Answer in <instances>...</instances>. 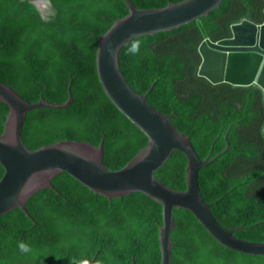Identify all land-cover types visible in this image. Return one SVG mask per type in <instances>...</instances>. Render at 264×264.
Listing matches in <instances>:
<instances>
[{
	"label": "trees",
	"instance_id": "obj_1",
	"mask_svg": "<svg viewBox=\"0 0 264 264\" xmlns=\"http://www.w3.org/2000/svg\"><path fill=\"white\" fill-rule=\"evenodd\" d=\"M43 19L31 0H0V80L23 98L63 103L71 85L75 97L64 108L30 110L22 129L36 149L61 139L103 140V162L125 165L147 136L107 95L98 74L99 38L129 14L124 0H49ZM140 9L184 0H132ZM244 18L264 21V0H224L220 8L171 32L144 35L139 55L121 51V70L156 109L171 114L198 155L213 157L199 170L202 198L215 218L242 239L264 241V167L259 128L264 124L261 91L254 86L212 85L197 75L204 34L219 39ZM156 81L153 90L148 92ZM9 107L0 100V133ZM255 125L249 127V125ZM246 128V130H243ZM187 158L175 150L156 171L167 186L186 188ZM245 164L247 165L245 167ZM0 165V177L3 174ZM27 202L28 217L14 209L0 217V264H160L158 228L162 206L142 192L108 199L67 172L52 179ZM60 191V193L57 192ZM217 200V202H214ZM172 264H264V255L227 248L187 209H175ZM33 251L21 253L18 242Z\"/></svg>",
	"mask_w": 264,
	"mask_h": 264
},
{
	"label": "water",
	"instance_id": "obj_2",
	"mask_svg": "<svg viewBox=\"0 0 264 264\" xmlns=\"http://www.w3.org/2000/svg\"><path fill=\"white\" fill-rule=\"evenodd\" d=\"M124 1L130 13L116 20L100 36L97 69L100 81L114 105L147 136L146 145L118 169L108 168L103 163V140L95 145L89 141L61 139L30 149L22 138L27 113L42 107L64 108L71 105L75 99L71 85L66 102H52L44 97L30 102L0 80V100L9 107L0 133V165L4 170L0 177V217L14 209H20L30 217L27 209L30 197L41 189H55L52 179L67 172L93 192L108 199L142 192L159 202L163 220L158 228L160 264H172L176 208L189 210L227 248L264 255V241L237 237L234 231L241 226L229 229L221 225L211 211L212 203L201 196L199 170L225 154L230 147L229 142L215 156L202 159L190 137L174 126L171 114L153 107L147 100V93L134 90L121 70L120 54L131 39L180 29L210 16L224 0H184L150 10L139 9L132 0ZM45 2L51 6L49 0ZM199 53L201 62L197 74L213 85L226 82L233 86H254L264 94V21L256 23L244 19L231 27L229 36L218 40L205 35ZM155 83L148 92L153 90ZM175 150L183 152L187 158L184 190L169 187L156 176V171ZM90 264L94 262L90 261Z\"/></svg>",
	"mask_w": 264,
	"mask_h": 264
},
{
	"label": "clouds",
	"instance_id": "obj_3",
	"mask_svg": "<svg viewBox=\"0 0 264 264\" xmlns=\"http://www.w3.org/2000/svg\"><path fill=\"white\" fill-rule=\"evenodd\" d=\"M33 1H36V0H31V3L32 4H34V2ZM125 2V1H124ZM126 3V2H125ZM35 5V4H34ZM36 6V5H35ZM45 6V5H44ZM49 8H50V6H48ZM36 8H37V10L40 12V14H41V16H42V18H43V15H42V13L44 14V17H45V20L47 19V15H49V13H45V12H43L42 10H40L41 8L39 7L38 8V6H36ZM127 9H128V7H127ZM140 9V8H139ZM145 10V9H144ZM129 11V10H128ZM130 13V12H129ZM129 15V14H128ZM126 17V16H125ZM44 19V18H43ZM122 19V18H121ZM244 19H248V18H244ZM243 19V20H244ZM243 20H241V21H243ZM251 20V19H250ZM240 21V22H241ZM253 21V20H252ZM255 22V21H254ZM239 23V22H238ZM257 23V22H256ZM262 23V22H261ZM236 24V23H235ZM114 25V24H113ZM234 25V24H233ZM232 25V26H233ZM231 26V27H232ZM230 34H231V29H230ZM229 34V35H230ZM148 35H152V34H148ZM156 35V34H155ZM205 35L206 34H204V38H203V40L205 39ZM207 36V35H206ZM224 38V37H223ZM213 39V38H212ZM219 39H221V38H219ZM202 40V41H203ZM213 40H218V39H213ZM202 41H201V43H202ZM200 43V44H201ZM141 45H142V41L141 40H139V39H135V38H133V39H131L130 40V42H127V54H130V55H139L140 54V50H141ZM199 47H200V45H199ZM198 52H199V49H198ZM200 54V53H199ZM200 56V55H199ZM200 62H201V58H200ZM198 75V74H197ZM199 76V75H198ZM202 77V76H201ZM206 79V78H205ZM223 83H226V82H223ZM212 84V83H211ZM219 84H221V83H219ZM229 84V83H228ZM213 85V84H212ZM217 85V84H216ZM231 85V84H230ZM233 86V85H232ZM241 87H245V86H241ZM134 88V87H133ZM135 90V89H134ZM261 90V89H260ZM141 94H143V93H141ZM113 103V102H112ZM114 104V103H113ZM68 139V138H67ZM24 141V140H23ZM59 141V140H58ZM80 141V140H79ZM82 141H86V140H82ZM227 141L228 140H226V144H227ZM25 143V142H24ZM92 143V142H91ZM230 144V143H229ZM226 147V146H225ZM224 147V148H225ZM230 148V147H229ZM31 149V148H30ZM229 150V149H228ZM210 156V155H209ZM209 156H207V157H209ZM215 156V155H214ZM206 158V157H205ZM104 163V162H103ZM213 163V162H212ZM105 164V163H104ZM106 165V164H105ZM124 166V165H123ZM109 168V167H108ZM55 188V187H54ZM60 192V191H59ZM18 248H19V251L21 252V253H25V254H27V253H30V252H32L33 251V249H32V247L28 244V243H25V242H23V241H20V242H18Z\"/></svg>",
	"mask_w": 264,
	"mask_h": 264
},
{
	"label": "flooded vegetation",
	"instance_id": "obj_4",
	"mask_svg": "<svg viewBox=\"0 0 264 264\" xmlns=\"http://www.w3.org/2000/svg\"><path fill=\"white\" fill-rule=\"evenodd\" d=\"M44 8V5H42V9ZM261 91V101L259 100V104L261 107H263V111H264V94ZM251 126H255L250 124L249 127L251 128ZM243 130H246V128H243ZM258 149H259V155L256 157V160L262 162V167H264V124L260 126L259 128V138H258ZM247 165L245 164V167Z\"/></svg>",
	"mask_w": 264,
	"mask_h": 264
},
{
	"label": "rangeland",
	"instance_id": "obj_5",
	"mask_svg": "<svg viewBox=\"0 0 264 264\" xmlns=\"http://www.w3.org/2000/svg\"><path fill=\"white\" fill-rule=\"evenodd\" d=\"M36 1H42V2L45 4V6H44V8L42 9V11L45 12L46 14L49 13L50 8H49L48 5L46 4L45 0H36ZM33 2H34V1H33ZM151 86H152V85H151ZM148 90H149V89H148Z\"/></svg>",
	"mask_w": 264,
	"mask_h": 264
},
{
	"label": "bare ground",
	"instance_id": "obj_6",
	"mask_svg": "<svg viewBox=\"0 0 264 264\" xmlns=\"http://www.w3.org/2000/svg\"><path fill=\"white\" fill-rule=\"evenodd\" d=\"M34 4L39 6L41 8L40 10H42V5H45L42 1H34Z\"/></svg>",
	"mask_w": 264,
	"mask_h": 264
}]
</instances>
